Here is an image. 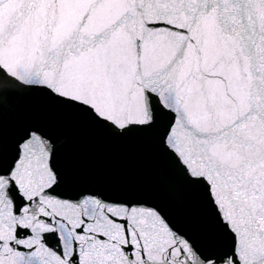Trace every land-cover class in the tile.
I'll list each match as a JSON object with an SVG mask.
<instances>
[{"label": "snow or ice", "instance_id": "snow-or-ice-1", "mask_svg": "<svg viewBox=\"0 0 264 264\" xmlns=\"http://www.w3.org/2000/svg\"><path fill=\"white\" fill-rule=\"evenodd\" d=\"M0 264H264V0H0Z\"/></svg>", "mask_w": 264, "mask_h": 264}]
</instances>
